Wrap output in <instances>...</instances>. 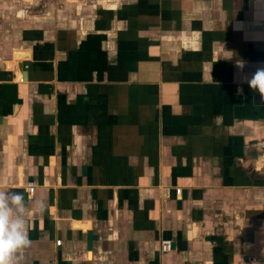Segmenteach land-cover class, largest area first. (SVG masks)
I'll use <instances>...</instances> for the list:
<instances>
[{
	"label": "crops",
	"instance_id": "obj_1",
	"mask_svg": "<svg viewBox=\"0 0 264 264\" xmlns=\"http://www.w3.org/2000/svg\"><path fill=\"white\" fill-rule=\"evenodd\" d=\"M0 10V192L24 193L30 239L14 264H264V101L246 83L264 0Z\"/></svg>",
	"mask_w": 264,
	"mask_h": 264
},
{
	"label": "clouds",
	"instance_id": "obj_2",
	"mask_svg": "<svg viewBox=\"0 0 264 264\" xmlns=\"http://www.w3.org/2000/svg\"><path fill=\"white\" fill-rule=\"evenodd\" d=\"M248 87L264 101V65L258 66L247 79ZM241 89L237 88L239 94ZM43 209L42 202L37 205ZM24 193L15 190L0 192V264H14V254L30 244L26 230Z\"/></svg>",
	"mask_w": 264,
	"mask_h": 264
},
{
	"label": "built area",
	"instance_id": "obj_3",
	"mask_svg": "<svg viewBox=\"0 0 264 264\" xmlns=\"http://www.w3.org/2000/svg\"><path fill=\"white\" fill-rule=\"evenodd\" d=\"M25 190H26V194L28 195V197H32L33 191H34V184L31 181H28L25 185ZM169 189H167L168 191ZM180 189L179 188H175V193L179 194ZM58 242V241H57ZM171 240L170 239H162L160 241V250L161 251H167L171 249Z\"/></svg>",
	"mask_w": 264,
	"mask_h": 264
},
{
	"label": "rangeland",
	"instance_id": "obj_4",
	"mask_svg": "<svg viewBox=\"0 0 264 264\" xmlns=\"http://www.w3.org/2000/svg\"><path fill=\"white\" fill-rule=\"evenodd\" d=\"M5 0H3V3H4ZM3 16V10H0V18L2 19Z\"/></svg>",
	"mask_w": 264,
	"mask_h": 264
}]
</instances>
